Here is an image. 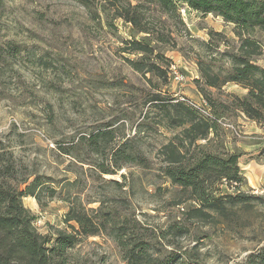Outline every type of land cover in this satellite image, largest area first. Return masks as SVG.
Segmentation results:
<instances>
[{"label":"rangeland","instance_id":"obj_1","mask_svg":"<svg viewBox=\"0 0 264 264\" xmlns=\"http://www.w3.org/2000/svg\"><path fill=\"white\" fill-rule=\"evenodd\" d=\"M130 8L150 35L120 17ZM183 23L149 0H5L0 9V153L17 163L20 176L43 183L47 207L23 200L41 234L78 230L65 220L73 206L98 226L97 236L78 235L72 253L80 264H255L250 255L264 248V205L255 199L264 197V157L240 166L246 204L219 215L193 211L195 203L164 173L169 145L184 155L202 147L216 155L264 149V113L253 121L234 106V96L245 99L248 90L234 83L208 88L200 68L230 73L232 57L245 54V38L256 42L252 60L264 68V33L239 36L221 17L192 10ZM162 33L171 35L168 43L157 40ZM131 40L152 54L142 60ZM132 62L158 69L139 72ZM179 102L207 103L212 116L200 117L216 127L207 139L193 143L188 124L171 127ZM98 132L110 135L96 154L86 139ZM129 152L140 159L126 163ZM134 251L141 257L131 258Z\"/></svg>","mask_w":264,"mask_h":264},{"label":"trees","instance_id":"obj_2","mask_svg":"<svg viewBox=\"0 0 264 264\" xmlns=\"http://www.w3.org/2000/svg\"><path fill=\"white\" fill-rule=\"evenodd\" d=\"M78 1L88 2V0ZM4 2L5 0H0V9ZM149 2L155 5L168 20L180 26L185 25L180 8L187 6L204 16L221 17L225 23L235 26L239 36L252 35L258 29L264 33V0H149ZM130 9L120 17L135 26L139 33L150 35V29L141 27L138 17L134 15L133 9ZM170 36L162 33L157 36V40L168 43ZM126 43L132 46L134 53L144 55L142 60L153 52L145 42L131 40ZM258 50L256 42L251 38H245L242 45V52L244 51L245 54L232 57L233 68L224 76L214 75L209 66L200 65L206 87L222 89L234 83L248 90L245 99L234 96V106L253 121H259L264 113V68L254 65L252 60ZM2 60L0 48V63ZM146 64L132 62L133 68L139 72L146 70L153 72L158 69L155 66L145 69ZM199 92L209 105H213L212 98L203 89ZM152 101L159 103L160 99L157 97ZM173 108L176 114L169 116L171 127L178 128L188 124L187 132L194 135L193 143L207 139L211 130L216 128L207 119H201L200 113L193 106L179 102L173 105ZM108 135H110L109 132H98L86 139L93 153L98 154L99 141ZM189 138L191 139L190 136ZM183 148L187 150L186 147L183 146ZM61 150L66 155L71 154L70 150L62 148ZM165 155L169 166L165 168L164 173L173 185L181 188L187 196L186 202L195 203L193 211L204 216L209 215L207 211L216 212L219 215L225 213L228 205L246 204L247 197L241 193L244 177L240 166H246L250 161L264 157V149L255 153L216 155L202 147L193 153L189 148L184 155L179 148L169 145L165 148ZM124 156L127 159L126 163L140 159L131 152ZM11 157L13 156H10V160L13 159ZM120 157L123 158V156ZM123 166L119 168L122 169ZM100 172L109 174L105 168H100ZM31 178V175L20 176L17 163L15 161L11 163L0 153V264H80L72 253V249L79 242L78 235L97 236L100 232L98 226L85 211L82 212L77 206H73L65 220L69 226L71 222H75L78 230L71 226L72 233L59 230L57 236L41 234L35 225L36 217L23 205L26 197H33L40 207H47L41 196L44 192L43 183L38 177L33 181ZM221 185L236 189L239 194L223 195ZM255 199L264 205V197ZM130 257L138 259L141 255L134 251L131 252ZM249 259H252L255 264H264V248L252 253ZM174 261L171 262L175 263Z\"/></svg>","mask_w":264,"mask_h":264},{"label":"built area","instance_id":"obj_3","mask_svg":"<svg viewBox=\"0 0 264 264\" xmlns=\"http://www.w3.org/2000/svg\"><path fill=\"white\" fill-rule=\"evenodd\" d=\"M189 10L191 11V9H189L187 6H184V7L180 8V13H181V16H182L183 19H184V17H186L187 11H189ZM173 69H174V71H173L174 79L176 81H181V77L178 74V71L174 67H173ZM181 100L185 102V99H181ZM205 104L208 107L207 103H205ZM191 105L198 111V113H200V114L204 113L206 116L208 115L209 117L212 116L211 113L208 112L209 108L204 107V105L199 106V105H196V104H193V103H191Z\"/></svg>","mask_w":264,"mask_h":264}]
</instances>
